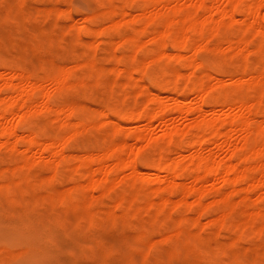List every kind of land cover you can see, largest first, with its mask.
Instances as JSON below:
<instances>
[{
    "label": "rangeland",
    "instance_id": "rangeland-1",
    "mask_svg": "<svg viewBox=\"0 0 264 264\" xmlns=\"http://www.w3.org/2000/svg\"><path fill=\"white\" fill-rule=\"evenodd\" d=\"M124 1L25 0L26 5L21 9L18 7V0H0V98L9 93V88L4 85V82H9L5 73L13 69L12 71L15 72L27 74L29 72L31 83L32 80L39 81L32 94L34 102L40 101L42 93L48 94V101L52 102V105L60 109L73 107L72 110L75 111L72 115L74 118L71 116V119L65 118L62 121L63 114L61 118H57V115L49 110L40 109L38 105L35 107L36 102L19 127L16 149H11L9 144L0 145V184H8L9 189L8 191L0 188V264H264V215L257 213L255 207V203L264 204V184L249 182L251 183H248L250 198L245 200L242 196L245 194L243 188L247 184L237 181L234 186L236 191L230 199L231 203L224 204L219 197L230 187L226 186L227 184L219 177L216 179L218 175H214L215 177L200 180L198 183L205 190L202 201L208 205L207 209L205 207V210H202L203 212L198 210L203 206L190 204L193 200L191 195L187 197L188 205L184 202L176 205L178 192L169 196L172 199L168 201L170 209L167 207L166 210H162L157 204L160 209L158 211L156 203L151 205L153 209L149 205L148 210L145 207L147 201H159L160 189L180 187L169 184L165 180L164 172L159 173V178L146 173L150 169L148 166L153 164L160 152L163 154L169 152L170 158L184 162L185 165L188 163L186 161H189L190 151L186 146H182L180 156L163 146L165 137L162 136L165 129L180 132L181 135H178L182 137L177 139L179 138L177 135L174 143L186 141L189 135L183 129H186L188 126L186 124L192 123L196 117L207 116L209 113L218 119L230 117L235 112L230 106L237 102L236 99L249 102L251 100L252 103L255 101V104H253L251 115L253 119L250 121L245 146L253 148L254 145L263 142L264 106L258 104V107L257 99L264 94V37H262L264 21L261 27L243 28L245 24L242 22V14L236 15L235 20L222 18L217 10L213 11L212 16L208 13L204 15L201 13L205 12L204 9L196 7V0H164L165 2L156 5L150 4L148 9L151 13H157L156 11L160 9L159 13L147 19L140 17L134 21L132 20L134 13L139 12L148 3L145 0ZM208 1L206 2L210 4ZM227 1L219 0L217 5L222 8ZM122 3L128 5L131 14L127 13L122 18L103 14L108 8ZM227 4L229 6V2ZM49 6L54 10L49 9ZM46 8L50 12L45 11ZM58 8H60L59 15L58 12L53 13ZM68 9L71 12H68ZM195 12L196 16H200L201 27L203 25L205 27L199 32L196 30L198 28L193 29L188 26V40L191 44L186 48H176L173 40L168 39L169 36L166 39H152V35L157 34L158 31L170 34L172 38V34L189 25L186 20L182 21L180 18L192 17ZM263 13L264 7L260 9V18ZM263 18L264 16L261 19ZM118 19L120 22L114 24L113 22ZM90 20L94 22L90 25L97 29L105 27V30H101L103 33H95L92 34L93 36L80 35L78 33L80 27L89 24ZM143 26L145 27L141 33L143 44L137 47L136 51L135 46L131 45L134 43L126 40L125 37L138 33ZM118 34L121 36L119 39H117ZM201 39L202 41L199 42ZM239 40L246 42L243 43L246 48L245 50L241 48L243 49L240 50L241 53L232 46L234 41ZM243 44L240 43V47L244 46ZM158 46H163L164 50L171 54L170 56L173 53V56H177L175 53L179 51L181 54L179 56L182 58L177 59L175 56L177 60L173 61L174 58L166 52L170 58L166 55L155 59L154 54ZM132 49L136 52L135 64L143 66L144 80L128 77V72L131 70L127 69L134 67L133 61L130 62ZM242 55H246L245 58ZM191 56L199 62L196 68L188 64ZM120 58H124L127 69L118 70L117 62ZM60 66L67 67L68 82L64 86L53 81L60 74L58 72ZM178 71H181L179 72L181 76L175 77V72ZM208 71L217 78H208L206 75ZM252 74L256 75V80L246 81ZM39 75L43 76L44 80ZM236 77L243 80L241 79L239 85L234 82V86L232 80ZM190 78L195 80L203 78L207 86L214 85L212 87L215 91L213 89L206 94L208 104L202 105V111L195 109L198 107L196 104H199L197 101L202 92L190 91ZM41 79L43 82H40ZM12 80L17 82L16 78ZM146 86L158 90L162 101L169 107H166L168 110H165L161 122L158 118H154L151 124H148L145 117L134 120L128 118L130 113L144 112L147 107L153 110L155 103L151 101V94L147 92ZM197 95H199L198 99ZM174 96L182 100L183 107H189L187 116L175 112ZM211 107L215 110L212 111ZM101 109L107 114H104L106 117L102 115ZM15 115L17 114L10 117V121L18 120V116ZM209 116L210 114L207 117ZM78 120L83 121L82 125L79 124L81 126L75 123ZM137 129H142L141 138H135L132 133ZM227 129L226 131H229ZM239 129L235 127L234 132H238L234 134L230 131L229 144L224 140V136L223 138L218 136L217 139L209 141L211 144L204 142L201 152L203 155H214L216 160L225 161L230 150H235L237 152L232 157L233 162L241 166L252 165V171H255L256 166L264 164V156L255 157L249 153L248 157L242 160L243 162L238 160L240 158H237V153L241 145L239 135H243H241L243 131ZM28 131L34 132L40 140L64 139L63 144L66 145L63 146V154L49 157L48 152L42 154L38 151H28L29 153H26L32 156V160L26 166H22V151L26 146L24 135ZM221 139L225 144L220 142ZM115 141L124 144L125 152L122 151L124 156H127V153L135 156L140 169L135 182H129L130 169L126 168L122 170V174L118 173L121 174L120 177H124V180L119 182L113 180L116 175L114 176V172H109L107 180L96 179V186L90 188L88 183L91 172L96 170V178L100 174L97 171L96 158L92 159L91 167H84L82 160L79 159L80 155L84 152H101L102 149L111 147ZM110 164H112L111 160L107 166ZM187 165L180 166L179 174L182 172L181 174L185 176L179 175L176 179L177 183L191 184L190 168L192 167ZM11 166L15 168V173ZM21 167L24 168L20 169ZM187 167L189 171L186 170ZM53 170L56 178L52 181L49 176ZM16 174L20 175V178ZM16 177L17 180L22 178L23 183L18 180L19 183L15 184L16 180L13 179ZM73 184L75 187L79 185L72 191L74 199L69 200L70 202L68 199L59 200L61 195L66 194L67 190L74 186ZM151 186L159 188L155 191L156 194L154 190L151 192L154 188ZM134 192H137V200L130 198L134 196ZM121 197H124V202ZM113 202H116V206ZM117 203H120L119 206ZM113 206L115 213H109L108 208ZM230 206L233 211L228 212L226 218L223 217L224 223L222 221L217 223L215 219L216 223L212 221L223 209H230ZM197 211H200V215ZM180 220L184 227H187L184 228L183 235L182 233L177 235L178 233L175 232ZM198 235L200 237L196 238ZM191 249L202 252L200 255L205 263L197 260ZM13 252L16 254L14 255Z\"/></svg>",
    "mask_w": 264,
    "mask_h": 264
},
{
    "label": "bare ground",
    "instance_id": "bare-ground-1",
    "mask_svg": "<svg viewBox=\"0 0 264 264\" xmlns=\"http://www.w3.org/2000/svg\"><path fill=\"white\" fill-rule=\"evenodd\" d=\"M147 3H148V5H145L144 7H142L141 9H140V11L139 12H135L134 13V15H133V17H132V20H136V19H138V18H140V17H145L146 19L147 18H150V17H153V16H155L156 14H158L159 13V11H160V9H158L156 12L157 13H151V10H149L148 8L151 6L150 4H152V5H156V4H158V3H160V2H165L164 0H145ZM168 1H171V0H168ZM206 1H208V0H196V3H195V5H196V7H201V8H203L204 9V11L205 12H201V13H204V15H206L207 13L208 14H210L211 16H212V14H213V11L215 12V10H217V11H219V13H220V16L222 17V18H225V17H227V18H229V19H234L235 20V18H236V15H240V14H242L243 15V18H242V22L245 24V25H243V28L245 27V28H255V27H261V25L263 24L262 22L264 21V18H263V20L261 19L263 16H264V13H263V16L260 18V15H259V12H260V9L262 8V7H264V0H228L227 2H229V6H228V4H227V2H226V5L224 4V6L222 7V8H219V6L217 5V3H218V1L219 0H209L208 2L210 3V4H208ZM124 2H126V0L124 1ZM225 2V1H224ZM18 3H19V5H18V7L19 8H23V7H25V0H18ZM162 4V3H161ZM150 5V6H149ZM128 5H126L125 3H122V4H118V6L116 5V6H114V7H111V8H108V10L105 12V13H103V14H105L106 16H109V15H111V16H118V18L119 17H121L122 18V16H124L125 14H131V12H130V9L127 7ZM57 7V6H56ZM52 7H50L49 6V9H51ZM55 8V7H54ZM44 9V8H43ZM48 8H46V10L45 11H49L50 12V10H49ZM60 8H58L57 9V11L56 12H53V13H56L57 14V12H58V14L57 15H59V10ZM52 10H54L53 8H52ZM56 10V9H55ZM131 10H133V8H131ZM200 10V9H199ZM68 12H71V10L70 9H68ZM62 12H60V14H61ZM133 13V12H132ZM26 14V13H25ZM196 14V12L194 13V16H192V17H185V18H180V20H182V21H184V20H186L188 23H189V25H186V26H183L182 28H181V30L179 31V32H176L174 35L172 34V38H171V36H170V34L168 35V34H165L164 32H161V31H156L157 32V34L155 33V35H152L153 37H152V39L153 40H156V39H160V38H164V39H166L168 36H169V38L168 39H172L173 40V44L176 46V48H178V49H183V48H186L187 46H188V44H191V42L188 40V26H189V28H193V29H196V28H198V29H196V30H199V32L205 27L204 25H203V27H201V22H200V20H199V17L200 16H196L195 15ZM56 15V16H57ZM203 15V14H202ZM87 18H89V17H87ZM114 18V17H113ZM85 19V18H84ZM237 19V18H236ZM92 20V19H91ZM91 20H90V22H89V24H85V25H82L81 27H80V29H79V31H78V33L81 35H88L89 34V36L91 35V36H93L92 34H94L95 35V33H99L100 34V32H102L103 30H105L103 27L101 28H96V27H93V26H91L90 25V23L92 24H94V22H91ZM93 21V20H92ZM133 21V22H134ZM120 21H119V19L118 20H116L115 22H113L114 24H118ZM112 23V24H113ZM262 23V24H261ZM92 24V25H93ZM98 25V24H97ZM197 25H200V27L199 26H197ZM264 25V24H263ZM113 26V25H112ZM116 26V25H115ZM114 27V26H113ZM147 29V28H146ZM102 30V31H101ZM145 30V27L143 26L142 27V29L137 33L136 32V34L135 33H132L131 35H128V36H126L125 38H126V40L128 39V40H130V41H132L134 44H132L131 43V45H134L135 46V48H136V51H137V47H140L142 44H143V41L141 40V33L143 32ZM247 30V29H246ZM263 30V31H262ZM261 31L262 32H264V26H263V29H262ZM149 31V30H148ZM189 31H190V29H189ZM195 31V30H194ZM248 31V30H247ZM261 31H259V32H261ZM151 32V31H150ZM149 32V33H150ZM152 32H153V30H152ZM262 32H261V34H262ZM103 33V32H102ZM101 33V34H102ZM131 33V32H130ZM126 34V33H125ZM151 34V33H150ZM152 34H154V33H152ZM189 34H190V32H189ZM120 34H118V38L117 39H119V37H121V36H119ZM192 35V34H191ZM97 36V35H96ZM99 36V35H98ZM124 36V35H123ZM262 36V35H261ZM262 37H264V33H263V36ZM238 38V37H237ZM189 39H191V38H189ZM192 39H194V38H192ZM198 39H200V38H198ZM197 39V40H198ZM115 40V39H114ZM113 40V41H114ZM224 40V39H223ZM112 41V42H113ZM195 41V40H194ZM193 41V42H194ZM202 41V39L201 40H199V42H201ZM245 41V40H244ZM121 42V41H120ZM148 42V41H147ZM146 42V43H147ZM189 42V43H188ZM221 42V41H220ZM227 42V41H226ZM111 43V42H110ZM154 43V42H153ZM196 43H198L197 41H196ZM222 43V42H221ZM229 43V42H228ZM240 43L241 44H246V42H242V41H234V43H232V46H234L235 48H237L239 51L241 50H243L244 48H246L245 47V45L244 46H242V47H240ZM114 44V43H113ZM115 44H116V42H115ZM155 44V43H154ZM217 43H215V45H216ZM220 45V44H219ZM219 45H217V46H219ZM231 45V44H230ZM229 45V46H230ZM192 46V45H191ZM191 46H189V47H191ZM159 48L157 49V51L155 52V54H154V58L156 59H158L159 57L161 58V57H164V56H166L167 54H166V52L169 54V52L168 51H166V50H164V48H163V46H158ZM135 48H133V49H135ZM144 48V47H143ZM155 48V47H154ZM229 48V47H228ZM241 48H243V49H241ZM248 48V47H247ZM133 49H132V52H133ZM142 49V48H141ZM258 49V48H257ZM146 50H147V48H146ZM245 50V49H244ZM255 50V49H254ZM260 50V49H259ZM148 51V50H147ZM241 51H240V53H241ZM249 51V50H248ZM248 51H247V53H248ZM140 52V51H139ZM145 52V51H144ZM251 52V51H250ZM259 52V51H258ZM138 53V52H137ZM180 52L178 51V53H175V54H177V59H180V58H182V56H179V55H181V54H179ZM252 53V52H251ZM132 54V55H131ZM140 54V53H139ZM174 54V53H173ZM173 54H172V56H170L171 54H169V56L170 57H173L174 59H173V61H176L177 59H175V56H173ZM244 54H246V53H244ZM258 54V53H257ZM256 54V55H257ZM138 55V54H137ZM152 55V54H151ZM130 58H132L131 60H130V58H128L129 60H130V62L131 61H133L132 62V64L134 65V67H133V69H127L126 68V64L124 63V61H123V59L124 58H120L119 60H118V62H117V67H118V70L120 71V70H125V69H127L128 71L129 70H131L130 72H128L129 73V78H132V79H136V80H144V78H145V73H144V71H143V69H142V65L140 64H135V62L137 61V59L135 60V58H136V52H135V50H134V52L133 53H130ZM244 58H245V56L244 55H242ZM167 57H168V55H167ZM166 57V58H167ZM170 57H168V58H170ZM148 58V57H147ZM2 62V61H1ZM180 62V61H179ZM259 62V61H258ZM5 63V62H4ZM3 63V64H4ZM245 63V62H244ZM188 64L190 65V67L191 66H194V68H196L197 67V65L199 64V62H198V60H196L193 56H191V58L188 60ZM57 65V64H56ZM196 66V67H195ZM61 67V66H60ZM132 67V66H131ZM211 67V66H210ZM67 67H61L60 68V71H58L60 74L59 75H57V77L55 78V79H53V81L54 82H56V84H60V85H62V86H64L68 81H67V76H68V72H67V69H66ZM69 68V67H68ZM8 70V69H7ZM13 70V69H12ZM12 70H10V71H7V73H5V74H7L6 76V79H8L9 80V82H4V85L5 86H7L9 89V93H8V95L6 94V96H4L3 98H0V145H1V143H3L2 145H4L5 146V144H9L10 145V147H11V149H13L14 150V148L16 149V143H18L17 142V132H18V130H19V127H20V125H21V123H22V121L24 122V119H25V116H27L29 113H30V110H32V108L35 106V105H33L34 103H36L37 102V100H36V102H34L35 100H33V98H32V94H33V92H34V88H36L35 86L36 85H39V84H37V82L39 83V81L37 80L36 82L34 81V80H32L33 81V83H31L30 81H29V76H28V74H29V72H28V74L27 73H25V72H15V71H12ZM69 70V69H68ZM176 70V69H175ZM178 70V69H177ZM218 71V70H217ZM179 72H181V71H178V72H175L176 73V76L175 77H180L181 76V74L179 73ZM193 72V71H192ZM191 72V73H192ZM209 72V71H208ZM174 73V74H175ZM223 73V72H222ZM134 74H137V76L135 75L134 76ZM173 74V75H174ZM189 74V73H188ZM219 74H221V73H219ZM147 75V74H146ZM190 75V74H189ZM188 75V76H189ZM193 75H194V73H193ZM207 76H208V78H212V77H214V78H217V77H215L214 75H212V74H210V72L209 73H207L206 74ZM253 75H255V74H252L251 76H250V78H247L246 79V81H248V79H252L251 81H255L256 80V75L255 76H253ZM262 75V74H261ZM205 76V75H204ZM39 77H41V75H39ZM38 77V79H40ZM157 77V76H156ZM174 77V76H173ZM194 77V76H193ZM13 78H16L17 79V82H13ZM43 80H44V78H43V76L41 77ZM54 78V77H53ZM192 78V77H191ZM190 78V80H189V82H190V91L191 92H202L201 94H200V96L199 95H197V99L199 98V101H197V102H199V104H196L198 107H195V109H197L198 111L199 110H201L202 111V109H201V107H202V105H204V104H208L207 103V100H206V94H208L210 91H212L214 88L212 87V86H214V85H212L211 87H209V86H207L205 83H204V81H203V78H200L199 80H195L194 78V80L193 79H191ZM33 79V78H32ZM42 79L40 80V82L42 81ZM128 79V78H127ZM241 79L242 78H235L234 80H232L233 81V84H234V82H236V83H238V85H239V82H241ZM257 79H258V77H257ZM154 80V79H153ZM175 80V79H174ZM243 80V79H242ZM43 82V81H42ZM184 83V82H183ZM220 83V82H219ZM145 84V83H144ZM143 84V85H144ZM153 84V83H152ZM222 84V83H221ZM241 84V83H240ZM1 85V84H0ZM3 85V86H4ZM41 85H42V83H41ZM216 85V84H215ZM218 85V84H217ZM237 85V84H236ZM59 86V85H58ZM62 86H59L60 88L62 87ZM157 86H158V84H157ZM169 86V85H168ZM234 86H235V84H234ZM59 87H56V88H59ZM143 87V86H142ZM158 87H161V86H158ZM188 87V86H187ZM219 87V86H218ZM222 86H220V88H221ZM37 88H38V86H37ZM146 88V90H148L147 92H149L150 94H151V101L153 102V103H155L154 104V108H153V110H150L151 108L150 107H147L145 110H144V112H138V113H135V114H132V113H130L129 115L130 116H128V118H130V120H134V118H142V119H147V121H148V124H151V121L154 119V118H158V119H160V122L163 120L162 118H163V116H165V110L167 111L168 109H166V103H164L163 101H162V97L160 96V93H159V91L158 90H153V89H151L149 86H146L145 87ZM174 88V87H173ZM189 88V87H188ZM0 89H1V87H0ZM157 89V88H156ZM136 90V89H135ZM168 90H172V89H168ZM2 91V90H1ZM214 91H215V89H214ZM8 92V91H7ZM6 92V93H7ZM4 93V92H3ZM198 93V94H199ZM226 93V92H225ZM183 94V93H182ZM194 94V93H193ZM195 94H197V93H195ZM203 94L205 95V96H203ZM219 94H220V92H219ZM221 95V94H220ZM47 96H49L48 94L47 95H43V93H42V97L40 98V101H38L37 103H36V106L35 107H38L39 106V108L40 109H44V110H49L52 114H55V115H57V118H61L60 116H61V114H63L64 115V117H62V121L65 119V118H67V119H71V116L72 115H74V113L73 112H75V111H73L74 109H73V107H69V108H67V109H60L58 106H54V105H52L51 103H49V101H48V98H47ZM199 96V97H198ZM264 94H261L260 96H259V98L257 99L258 101V103H257V106H258V104H259V106H261V107H263L264 106ZM195 98V97H194ZM32 99V100H31ZM221 99V98H220ZM222 100V99H221ZM150 101V102H151ZM195 101V100H194ZM219 101V100H218ZM218 101L216 102V103H218ZM231 101V100H230ZM236 103H232L233 104V106L231 105H229L230 107H232V108H234L235 109V112H234V114H231L232 116H230V117H225V118H222V119H218V117H215V116H211V113H209L210 114V116L209 117H207L205 114V116H202V115H200L198 118L196 117V115L194 116V117H196V119L191 123V122H189L190 124H186V125H188L187 127H186V129H183V130H185V132L189 135L188 136V139L185 141H183V142H181V141H178V143H174V140H176L175 138H176V136L180 133V132H177V131H175V130H171V129H165L164 130V132H163V136L162 137H165V138H163V140L165 141V145L163 144V146H166L167 147V149L169 150V151H175L179 156L181 155V150H182V146L184 145V146H186L187 148H188V150L190 151V153H189V161L187 160L186 162H188L187 164H189V166H191L192 168H190L191 170H192V174L190 175V177H191V179H192V181H191V184H189V185H184V184H182V183H177L176 182V179L179 177V175H181V176H183L181 173L179 174V172L181 171L180 170V166H182V167H186V166H188L187 164L185 165L184 164V162H181V161H179V160H177V159H175V158H170V155H168L169 154V152H168V154H163L162 152H160V154H159V156H158V158L156 159V160H154V162H153V164L152 165H150V166H148V168H150V169H148L149 171H147L146 173H148V174H150V175H153V176H155L156 178H159V176H160V172H164L165 173V180H167L168 182H169V184H174V185H179L180 187L179 188H177V186H175L176 188H167V189H163V190H161L160 189V191H159V193H158V195H160V198H159V201L158 202H154V200L153 201H147V202H145V203H147V206L145 205V207L147 208V210H148V208L149 207H151V205L153 204V203H156V206H157V204L160 206V209H162V210H166L167 209V207H169V205H168V201H170V200H172V199H170V195L171 196H173V193L174 192H178V195H179V197H178V200H177V203H176V205H179L180 203H182V202H184L185 203V205L187 204L186 203V201H188L187 200V197L188 196H192V201L190 202V204L191 203H195V205H200V206H203L202 208H204V209H202V208H198V210H201V212H203L202 210H205V207H206V209H207V204L205 205V203H203V201L202 200H204V195H205V190L201 187V186H199L198 185V183H199V181L200 180H206V179H208V178H211V177H215L214 175H218L217 177H215L216 179H221V181L223 182V183H225V184H227L226 186H228V187H230L227 191H225V192H223V194L221 195V197H219V199L221 200V202H223L224 204H230L231 203V197H232V195L235 193V191H236V189L234 188V186H235V184H236V182L237 181H243V182H246V184H247V186H245L244 188H243V192H245V194L242 196V198L243 199H245V200H249V196H248V191L250 190L249 188V184H251L252 182H257V183H259V184H264V164H260L259 166H256V170L255 171H252V168H253V166L252 165H249V166H246L245 164H243V166H241V165H239L238 163H235V162H233V160H232V157H234V155H236L235 153L237 152V151H231L230 150V153H229V155H228V157L226 158V160L225 161H220V160H216V158H215V156L214 155H212V154H207V155H203L202 154V152H201V149H203L204 147L202 146V145H205V144H203L204 142L205 143H208L209 141L211 142V140L213 139H215L216 137H218V136H220V138L222 137V136H224L225 137V141L227 142V144H229L230 143V141H229V139H230V131H232L231 132V134H234L235 132H234V130H235V127H238V128H240L239 129V131H243L242 133H241V135L242 136H240L239 134H237V137H238V135H239V137H241L240 139H239V141H241V145L239 146L240 148V150L238 151V153H237V155L238 156H240V157H238L237 156V158H240V159H238V160H240V162L243 160L244 161V159H246V157H248V155H249V153H250V155L251 154H253L255 157H257V156H260L261 157V155H263L264 156V140H262L263 142H261V144H256V145H254V147L253 148H250V146L249 147H247L246 148V143H247V133H248V131L250 130V125H251V123H250V121H251V119H253L252 118V113H253V104H255V101L252 103L251 102V100H250V102L249 101H239L238 99H236ZM252 101H253V99H252ZM173 102H174V106H173V108H174V110H175V112H178L180 115H184V116H187L186 115V113L190 110L189 109V107H183V105H182V100L181 99H179L178 97H175L174 96V99H173ZM38 105V106H37ZM193 105V104H192ZM219 105V104H218ZM224 105H225V103H224ZM228 105V104H227ZM74 106V105H73ZM226 106V105H225ZM258 106V107H259ZM228 107V106H227ZM148 108H150V109H148ZM167 108H169V107H167ZM221 108V107H220ZM231 108V109H232ZM73 109V110H72ZM193 109V108H192ZM222 109V108H221ZM39 110V109H38ZM102 110V115H107L105 112H103V109H101ZM171 110H172V108H171ZM194 110V109H193ZM211 110L212 111H214L215 109L214 108H212L211 107ZM259 110V109H258ZM257 110V111H258ZM263 110V109H262ZM210 111V110H209ZM34 112V111H33ZM37 112V111H36ZM39 112V111H38ZM37 112V113H38ZM41 112V111H40ZM100 112V111H99ZM114 112V111H113ZM137 112V111H136ZM194 112V111H193ZM263 112V111H262ZM101 113V112H100ZM110 113V112H109ZM108 113V114H109ZM134 113V112H133ZM14 114H17V115H15V116H18V120L16 121V122H13V120L11 119V121H10V117H13V115ZM198 114V113H197ZM200 114V113H199ZM104 115V116H105ZM118 115V114H117ZM259 115V114H258ZM73 117V116H72ZM106 117V116H105ZM119 117V116H118ZM145 117V118H144ZM161 117V118H160ZM74 118V117H73ZM110 118V117H109ZM29 119V118H28ZM27 118H26V120H28ZM31 119V118H30ZM157 119V120H158ZM117 120V119H116ZM141 120V119H140ZM155 120V119H154ZM79 121V120H78ZM78 121L77 122H75V123H77L78 124V126H81L82 125V122L83 121H79L80 123H78ZM26 122V121H25ZM117 122V121H116ZM254 122V121H253ZM118 123V122H117ZM61 124L63 125V123L61 122ZM77 124H75L76 125V127H77ZM79 124H81V125H79ZM185 128V127H184ZM228 128V129H227ZM34 129V128H33ZM226 129L227 130H229V131H226ZM28 130V129H27ZM252 130V129H251ZM142 129H137V130H135V131H133L132 133H133V135H134V137L135 138H141L142 137ZM36 132V131H35ZM183 132V133H182ZM181 133L184 135L185 133H184V131H182ZM228 132V133H227ZM238 132V131H237ZM236 132V133H237ZM179 135H181V134H179ZM178 135V137L179 138H177V139H180L181 137ZM37 136L38 135H35L34 134V132H32L31 131V133H29V131H28V133L27 134H25L24 135V140H25V142H26V146H25V149H24V151H22L23 152V161H22V166H26L29 162H30V160H32L31 158H32V156L31 155H29V154H27V153H29V152H40V153H42L43 154V152H48V154H49V157H56L57 155H62L63 154V149H64V147L63 146H65L66 144H63L64 143V139L62 140V139H50V140H48V138H46V139H38L37 138ZM232 137V136H231ZM21 138H22V136H21ZM56 138V137H55ZM219 138V139H220ZM223 138V137H222ZM264 138V137H263ZM20 139V138H19ZM67 139V138H66ZM217 139V138H216ZM222 140V139H221ZM66 141V140H65ZM68 141V140H67ZM218 141V140H217ZM259 141L260 140H258V143H259ZM21 142V141H20ZM209 142V144H211ZM216 142V141H215ZM220 142H222V144H225V142L222 140V141H220ZM224 142V143H223ZM67 143V142H66ZM22 144V143H21ZM186 144V145H185ZM111 145V144H110ZM110 145H108V146H110ZM104 146V145H103ZM248 146V145H247ZM164 148V147H163ZM234 149H236L237 150V148H234ZM249 149V150H248ZM160 150H162V149H160ZM165 150V149H164ZM163 150V151H164ZM167 150V151H168ZM184 150H186V148L184 149ZM29 151V152H28ZM98 151V150H97ZM101 151V150H100ZM122 151H124L125 152V149H124V144L122 143V142H118V141H115L114 143H113V145H111V147H109V148H104V149H102V151L101 152H97V153H92V152H84L83 154H81L80 155V157H79V159L80 160H82V165L84 166V167H91V165H92V159L93 158H96V167H97V171H99L100 172V174H99V176L96 178V170H95V172H94V170L91 172L92 173V175H91V178L89 179V183H88V186L90 187V188H93V187H95L96 186V179H100V180H107L108 179V173L109 172H114V176L116 175V177H113L112 179L113 180H117L118 182H119V180L120 181H122V180H124L122 177H120V175L123 173L122 172V170L123 169H126V168H128V169H130V173H129V175H128V180H129V182L131 181V182H135V180H136V178H137V176H138V174H139V172H140V169H139V167H138V164H137V162H136V160H135V156L134 155H129V153H127V156H124L122 153ZM27 152V153H26ZM155 152V151H154ZM165 152H166V150H165ZM125 154V153H124ZM170 154H171V152H170ZM48 157V158H49ZM188 158V157H187ZM236 158V157H235ZM259 158V157H258ZM51 159V158H50ZM154 159V158H153ZM248 159V158H247ZM251 159V158H250ZM112 161V164H110L109 166H107V163L109 162V161ZM249 160V159H248ZM242 161V162H243ZM185 162V163H186ZM180 163H182V164H180ZM249 163V162H248ZM241 164V163H240ZM245 165V166H244ZM254 165V164H253ZM147 166V165H146ZM12 167V166H11ZM22 168H24V167H21L20 169H22ZM11 169H13L12 171L15 173V168L14 167H12ZM182 170H184V168H182ZM186 170H188V167L186 168ZM19 171V170H18ZM54 171L55 170H53V173L49 176L50 177V180H54V178H56L55 177V173H54ZM189 171V170H188ZM25 173V171H22V173ZM122 172V173H121ZM191 172V171H190ZM189 172V173H190ZM116 173V174H115ZM118 173H121L120 175L118 174ZM188 173V174H189ZM110 174V173H109ZM113 174V173H112ZM13 175V174H12ZM17 175V177H19L20 175H18V174H16ZM15 175V176H16ZM119 175V176H118ZM24 176V175H23ZM185 176V175H184ZM17 177H16V179H13V180H16V181H14L15 182V184L16 183H19L20 181L22 182V178H21V180H19V182H18V180H17ZM43 177V176H42ZM120 177V178H119ZM189 177V178H190ZM219 177V178H218ZM20 178V177H19ZM27 179H29V177H26ZM25 178V179H26ZM150 178V177H149ZM149 178H147V179H149ZM126 179V178H125ZM186 179V178H185ZM149 181V180H148ZM218 181V180H217ZM220 181V182H221ZM13 182V181H12ZM13 182V183H14ZM190 182V181H189ZM188 182V183H189ZM249 182H251V183H249ZM23 183V182H22ZM54 183H55V181H54ZM117 183V182H116ZM249 183V184H248ZM34 184V183H33ZM245 184V185H246ZM8 184H0V188L2 189V190H6V189H8V186H7ZM74 185V184H73ZM5 186H7V188L5 187ZM15 186V185H14ZM77 186H79V185H76V187H75V185L74 186H71L68 190H67V193L66 194H63V195H61L60 197H59V200L61 199V201L62 200H65V199H68V201L70 200V201H72L73 199H74V195H73V192L72 191H74L76 188H77ZM81 186V185H80ZM221 186V185H220ZM252 186H253V184H252ZM251 186V187H252ZM151 187H154V188H150L149 187V190L151 189V192H153L152 190H154V193L156 194V192L155 191H158L157 189H159V188H157V187H155V186H151ZM34 188V187H33ZM129 188V187H128ZM146 188V187H145ZM217 188V187H216ZM222 188H224V187H222ZM148 189V188H147ZM8 191H9V189H8ZM125 191H127V190H125ZM124 191V192H125ZM2 192V191H1ZM132 192V191H131ZM215 192H217L216 190H215ZM221 192V191H220ZM2 193H4V192H2ZM125 193H127V192H125ZM135 193V192H134ZM218 193V192H217ZM128 194V193H127ZM136 194H137V192L135 193V194H133L134 196H135V198H133L134 196H132V197H130L131 199H133V200H137V196H136ZM213 194H215V193H213ZM4 195V194H3ZM121 195H123L122 193H121ZM125 195V194H124ZM216 195V194H215ZM53 198V197H52ZM124 198V197H123ZM122 197H121V199H123ZM129 198V199H130ZM55 199V198H54ZM177 199V198H176ZM242 199V200H243ZM51 200H53V199H51ZM117 200V202H118V199H116ZM146 200V199H145ZM69 201V202H70ZM119 201H121V200H119ZM123 202L125 201L124 199L122 200ZM140 201V200H139ZM143 201V200H142ZM175 202H176V200H174ZM173 201V203H175ZM126 202H127V200H126ZM138 202V201H137ZM141 202V201H140ZM261 202V201H260ZM61 204L63 203V202H60ZM65 203H66V201H65ZM64 203V204H65ZM68 203V202H67ZM113 203H115L114 204V206H116V202H113ZM129 203V202H128ZM132 203V202H131ZM145 203H143V204H145ZM207 203H209V202H207ZM262 203V202H261ZM263 203H264V201H263ZM120 204V203H119ZM119 204L117 203V205L119 206ZM124 204V203H123ZM133 204V203H132ZM140 204V203H139ZM143 204H141V205H143ZM260 203H255V207H256V212L257 213H259V214H262V215H264V207H263V205H259ZM67 205V204H66ZM109 205H111V204H109ZM128 205V204H127ZM138 205V204H137ZM148 205H149V207H148ZM188 205V204H187ZM114 206H113V208H108V209H110L109 210V213H113L114 212ZM117 206V207H118ZM140 206V205H139ZM159 206H157V210L159 211L160 209H159ZM171 206H172V204H171ZM112 207V206H111ZM121 207V206H120ZM124 208H128L127 206L125 207V206H123ZM130 207V206H129ZM119 208V207H118ZM122 208V207H121ZM120 208V209H121ZM132 208V207H131ZM142 207H140V209H141ZM154 207H151V209H153ZM174 208H176V206L174 207ZM107 209V210H108ZM129 209V208H128ZM136 209V208H135ZM145 209V208H144ZM169 209H170V207H169ZM122 211V210H121ZM126 211H128V210H126ZM156 211V210H155ZM172 211V210H171ZM231 211H233V209H232V207L230 206V209H223L222 210V212H220V215H218V216H216V218H213L212 219V221H214V223H216V221H217V223L218 222H220L221 223V221L223 222L224 221V219H223V217L224 218H226V215L228 214V212H231ZM198 213H199V215H200V211H197ZM115 213V212H114ZM122 214H124L123 212H122ZM198 215V214H197ZM198 215V216H199ZM203 215V214H202ZM170 216V215H169ZM124 217H126L125 215H124ZM197 217V216H196ZM199 218V217H198ZM197 219V218H196ZM216 221H215V220ZM219 223V225H221ZM224 223V222H223ZM184 228H187V227H184V225L181 223V220H180V223H179V226L175 229V232H177L178 234L177 235H179V234H181L182 233V235L184 234ZM185 231H186V229H185ZM142 232V231H141ZM145 233V232H144ZM186 233V232H185ZM146 235V234H145ZM197 237H200V235H198V236H196V238ZM202 237V236H201ZM141 238V237H140ZM188 239L186 238V240L185 241H187ZM183 245V244H182ZM189 245H191V244H189ZM230 245V244H229ZM231 246H233V243H231ZM186 247V246H185ZM188 247V246H187ZM8 248V247H7ZM213 248H214V246H213ZM10 249V248H9ZM8 249V250H9ZM18 249H20V248H18ZM22 249V248H21ZM193 249V248H192ZM191 249V250H192ZM196 249V248H195ZM10 250H12V249H10ZM13 250H15V249H13ZM189 250H190V248H189ZM198 250V249H197ZM187 251V250H186ZM193 251V255H194V257L197 259V260H202V257H201V255H200V253L202 254V252H198V251H196V250H192ZM200 251V250H199ZM176 252V251H175ZM14 253V252H13ZM25 253V252H24ZM16 254V252L14 253V255ZM177 254V253H176ZM13 255V256H14ZM202 261H204V260H202ZM9 262V261H8ZM7 262V263H8ZM204 263H205V261H204Z\"/></svg>",
    "mask_w": 264,
    "mask_h": 264
}]
</instances>
